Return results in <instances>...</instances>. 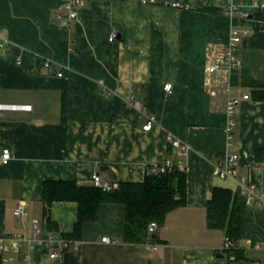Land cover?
<instances>
[{
	"label": "crops",
	"instance_id": "1",
	"mask_svg": "<svg viewBox=\"0 0 264 264\" xmlns=\"http://www.w3.org/2000/svg\"><path fill=\"white\" fill-rule=\"evenodd\" d=\"M253 1L87 0L71 21L64 0H0V104L32 108L0 110V157L12 151V160L0 163L2 264H233L225 232L207 223L214 187L230 189L241 207L234 264H264V209L248 206L238 188L244 178L264 191V160L256 158L264 150V13L250 8L246 16L243 8ZM231 5L238 7L233 15ZM233 29L247 31L234 51L240 66L208 74L212 58L225 57ZM230 96L242 100L233 134ZM148 116L156 119L152 130H144ZM169 136L190 146L186 157ZM232 154L240 158L237 176H214ZM167 160L186 162L187 201L158 225L155 241L125 242V210L116 202L100 205L80 240L64 237L74 230L76 202L53 203L54 223H46V181L93 185L96 173L118 188L142 182L149 167ZM20 204L25 216L16 212ZM62 240L72 247L61 250Z\"/></svg>",
	"mask_w": 264,
	"mask_h": 264
},
{
	"label": "trees",
	"instance_id": "2",
	"mask_svg": "<svg viewBox=\"0 0 264 264\" xmlns=\"http://www.w3.org/2000/svg\"><path fill=\"white\" fill-rule=\"evenodd\" d=\"M207 9V8H204ZM260 17H263L260 15ZM245 85L255 87L250 78L243 79ZM264 92V91H263ZM256 91L254 98L260 99ZM258 161L264 160V150H256ZM43 187L44 216L51 226L53 220L50 209L58 201H72L78 204V215L73 231L64 235L69 240H80L84 225L95 222L100 205L116 202L124 206V235L127 243L139 244L147 240L155 241L156 234L149 235L150 223L163 225L167 214L184 206L187 201V174L177 167L171 172L147 174L142 182H120L118 188L105 191L94 185H79L77 181H46ZM207 223L210 229H221L226 237L236 243L241 237V207L230 189L214 187L206 204ZM233 254L236 261L241 257L236 247L226 252ZM233 264L235 262H232ZM0 264H2L0 256Z\"/></svg>",
	"mask_w": 264,
	"mask_h": 264
},
{
	"label": "built area",
	"instance_id": "3",
	"mask_svg": "<svg viewBox=\"0 0 264 264\" xmlns=\"http://www.w3.org/2000/svg\"><path fill=\"white\" fill-rule=\"evenodd\" d=\"M65 2V9L68 14L69 20H75L78 17V13L80 8L87 2V0H64ZM238 7L236 5H231L227 13L230 15H233V13L236 11ZM244 8V14L247 16L249 13L248 9H254L256 12L264 13V1H253L251 4L246 5ZM247 34V31H240L238 29H233L231 31L230 40L228 42V51L223 59H213L211 60V63L208 67V74H216V73H231L232 71L236 70L240 63L235 58L234 51L238 44L241 43L244 36ZM118 34L114 33L111 35L110 40H115L117 38ZM1 44V46H3ZM19 63H21V60H18ZM52 65L51 61H46L45 66L50 68ZM58 76H63L62 72L58 73ZM172 84H166L165 90L168 93H171L172 91ZM249 99L248 95H243L242 100ZM240 99H237L235 97L230 96V99L228 101L227 106V116H228V126L227 129L229 133L233 134L235 131V128L237 127L238 121H237V107L239 103L242 101ZM136 108H141V103L139 101L135 102ZM2 109H13V110H27L30 111L32 108L29 105H2L0 104V110ZM156 123V119L154 116H148V122L144 126V130H152V127ZM170 140V143L175 150V152L178 154L179 157H186L188 152L190 151V146L187 143H183L181 140L173 138L172 136L168 137ZM3 154H1L0 157V163L1 164H8L12 160V151L10 148H4L2 151ZM239 155L238 154H232L227 156L223 161L219 162L214 167V176L220 179H229V178H235L237 176V169L239 166ZM178 168L181 171H186V162L184 160H180L177 163H175L173 160H167L163 164L156 165L153 167H149L147 169L148 174H162L166 172H171L175 168ZM93 185L99 188H102L105 191H111L117 187V185H113L108 182H103L99 174H94L92 177ZM238 188L240 194L245 198V202L248 206H257L262 209H264V191L260 190L256 184L248 182L246 179L242 178L238 181ZM16 212L19 215L25 216V205L20 204L16 208ZM34 227L38 232H41V226L38 220H34ZM158 224L156 222L150 223L148 227V233L153 234L155 230L157 229ZM15 240H19L20 242L25 240L24 237L20 234H16L14 236ZM55 239V236L52 233H49L46 237V241L48 243H51ZM103 242L110 243L111 239L109 237L102 238ZM6 240L0 239V253H2L5 250L6 247ZM60 249L66 250L70 249L72 247L71 241L62 240L60 241ZM77 243V242H76ZM75 243V248L78 249L77 244ZM152 250H157V246H151L148 245ZM148 247V248H149ZM235 247V243L226 237L224 242V250L226 252L231 251L232 248ZM255 248L257 250H260L262 248L261 244H256ZM58 256V253H54L51 255L52 258H55ZM227 258L230 262H236V257L233 254H228Z\"/></svg>",
	"mask_w": 264,
	"mask_h": 264
}]
</instances>
